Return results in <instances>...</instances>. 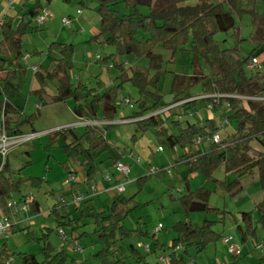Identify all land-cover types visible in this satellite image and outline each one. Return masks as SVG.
<instances>
[{"label": "rangeland", "instance_id": "1", "mask_svg": "<svg viewBox=\"0 0 264 264\" xmlns=\"http://www.w3.org/2000/svg\"><path fill=\"white\" fill-rule=\"evenodd\" d=\"M172 0H153L152 6H138L137 13L148 16L151 9L160 5H166ZM212 3L226 2V0H209ZM198 0H185L180 6L195 5ZM236 10L232 11L235 19L234 30L227 34L218 33L215 41L221 49L237 48L246 56L255 49H259L255 43L256 26L253 25L252 13L262 14L264 0H234ZM99 0H52L47 10L51 16L44 24H36L35 19L32 27L27 29L21 38V54L29 55L27 62H22L25 71L17 70L13 80L19 92L14 97V105L21 110L22 120L36 115L31 124L23 122L20 130L24 134H37L31 140L11 147L8 151L7 160L10 166V177L14 182L21 180L20 193L14 192L15 198L31 196V200L38 203V211L34 212L32 201L28 203V210L12 219L13 223L19 222L12 227L10 236L1 244L6 243L9 253L12 254L14 264H20L19 254L34 255L39 263L45 259L41 252L44 242L41 240L45 234V240L53 247L54 253L63 251L66 256L64 264H101L102 258L97 253L107 251L106 244L94 233V218L87 215L88 207L95 212H103L116 197L114 193L106 192L95 195L91 201L78 206L71 204L72 196L84 194L87 187L97 184L99 189L105 186L100 174L86 183V167L81 158L71 157L66 150L71 138L66 140L61 137L53 141L52 133L67 127H72L77 136L84 133L85 127L80 125V119L73 114V102L71 100L51 103L49 100L57 92V82L47 81L45 86V104L32 92L40 88L37 76L31 67H37L41 75L51 72L62 58L57 44L71 45V63L69 70L71 83L75 84L79 79L89 88H98L101 84L104 88L118 86L116 98L117 111L111 126L104 130V136L108 143L123 153V163L130 169L125 178L114 172L111 175L113 184L118 181L125 183V189L120 198H133L131 210L123 220V227L129 232L128 236L120 238L116 232V249L120 250L119 256L124 264H137L136 252L144 258L146 263H156L157 258L168 259L172 253L170 245L175 238L172 226L180 221H189L194 226H200L203 221H212V230L220 235V238L210 241L204 250L198 252L194 246L188 247L187 252L183 248L175 250L177 257H182L186 264H264L261 258L264 256V246L259 250V244L264 245V224L256 211V206L264 202V188L261 186L257 172L244 177L240 182V189L229 191L228 186L234 181L235 176L225 172L224 164H219L210 177L201 170L190 172L189 166L180 162L179 157L183 153L182 148L176 147L172 151L165 142L164 136L157 134L153 128L140 131L137 123L129 119L134 112L139 110L137 101L141 97L136 87L130 82H121L118 78L120 71L109 68L97 62V56L105 58L114 55L110 64H125L124 71L130 76V67L149 66V60L145 57L137 58L133 54L117 56L116 48L97 41L94 37L99 33L100 18L97 13ZM227 5V3H224ZM32 6V1L0 0V25L2 21L11 22L16 29L21 22L22 15ZM117 12V16L129 15L134 9L129 7L124 0L110 6ZM228 9V5L226 6ZM79 12V14H77ZM63 19L71 20V27L62 24ZM235 33H238L239 42ZM140 37L149 36L147 32L140 30ZM190 45L183 50L172 52L164 49L161 45L154 48V53L162 57V73L159 82V93L162 102L168 104L172 101L171 83L174 75H191V55L188 51ZM257 60L264 70V50H259ZM201 67L206 73L205 66ZM251 74V72H247ZM151 90V89H150ZM200 86L192 88L191 93L200 94ZM122 99L129 102L126 104ZM146 103V101L144 100ZM150 103V102H149ZM200 109L194 112L195 117L185 115L181 106H176L173 112L177 113L179 121L184 126L186 121L195 123L198 119L202 122L213 120L219 128L217 134L224 139L233 136L237 132V123L228 121L230 109L217 107L205 109L199 104ZM167 116V115H166ZM12 117L18 119L17 115ZM223 119L227 120L225 126H221ZM173 120L164 123L168 134L177 135L179 128L172 123ZM52 136V137H51ZM211 144L202 143L196 147L199 154L211 151ZM253 150L264 152V148L257 142L252 141ZM158 148H162L161 151ZM190 149L185 148V152ZM139 161L137 163L136 161ZM156 172L149 175L150 168ZM171 170V175L166 169ZM99 168L98 172L99 173ZM74 173L77 184L67 187L65 181L69 174ZM110 173V171H109ZM41 179L39 187L31 185V179ZM186 183L188 186H186ZM191 191L203 188L209 192L208 204L214 209L210 212H194L188 216L180 205L179 197L186 193V188ZM65 198L66 204L61 205V199ZM63 206V207H61ZM79 207L84 211L80 216L76 210ZM57 208V209H56ZM242 213H251L254 233H246L243 240L238 229L245 231L242 221ZM0 215L2 213L0 212ZM66 216L75 228L64 226L67 241L63 242L57 236L59 222ZM22 221V222H20ZM161 225V230L154 237V230ZM231 237L234 242L240 244L241 254L238 258L232 257L227 252V245L223 238ZM156 242L158 246H156ZM150 251L145 250V246ZM80 246L79 253L75 247ZM136 252H133L131 248ZM109 260L112 255L108 252ZM158 263V262H157Z\"/></svg>", "mask_w": 264, "mask_h": 264}, {"label": "trees", "instance_id": "2", "mask_svg": "<svg viewBox=\"0 0 264 264\" xmlns=\"http://www.w3.org/2000/svg\"><path fill=\"white\" fill-rule=\"evenodd\" d=\"M30 1V0H22ZM32 6L23 13L21 22L16 29H13L11 22L2 21L0 25V121L3 118V125L6 135L9 137L21 136L24 133L20 130L23 122L32 123L36 115H32L22 120V112L14 105V97L19 92L13 80L17 70L25 71L22 66L21 38L27 29L32 27L33 20L47 9L52 0H31ZM66 1V0H65ZM100 5L97 13L100 18L99 33L94 37L97 41L104 39V44L114 46L117 56L133 54L137 58L145 57L149 60V66L130 67V76L124 71L125 64L113 63L114 55L100 58L97 62L104 66L116 67L120 71L118 78L121 82H130L137 88L141 97L137 101L139 110L134 112L129 118L136 120L140 131H147L150 128L156 130L157 134L164 136L165 142L174 151L176 147L182 148L183 153L179 157L182 162L189 166L190 172L201 170L207 177H210L214 169L219 164H224L226 173H233L234 181L228 186L229 191L239 190L241 180L254 171L257 172L258 180L264 188V152L253 150L251 142H257L264 148V103L253 101H237L234 99H221L218 104L212 99H195L181 105L186 116L195 117L194 112L200 109L202 104L206 109L208 103H213V109L229 103L230 116L228 121L235 120L237 132L235 135L222 139L219 145H212L211 151L199 154L191 148L197 137H206L216 134L219 129L213 120L196 121L190 123L186 121L182 126L177 113L170 109L164 113L155 114L164 108L176 103L199 97L201 95H240L245 97L260 96L264 93V78L259 73H247L245 64L254 57H258L259 50H264V8L262 14L252 13L253 25L256 26L254 41L259 49H255L246 56L241 54L237 48L221 49L215 41L218 33L227 34L234 30L235 19L232 11L236 10L234 0L220 1L212 3L209 0H198L192 6H180L185 0H172L166 5H160L151 9L148 16H141L137 13L138 6H152L153 0H124L129 7L133 8V13L129 15L117 16V12L110 8L119 0H99ZM228 9L226 8L227 5ZM147 32L149 36L140 37L139 31ZM238 39V33H235ZM190 45L191 75H174L171 83L172 101L168 104L162 102L159 93V82L162 73V57L154 53V48L161 45L164 49L176 52L183 50L186 45ZM62 58L58 60L57 66L51 72H46L43 76L39 70L35 73L40 88L32 93L40 100L41 105L45 104V86L47 81L57 82L56 94L49 100L51 103H59L71 100L73 102V114L78 119L85 120H106L113 121L116 114V98L119 88L112 86L104 88L101 84L96 88H89L80 80L75 84L71 83L69 70L72 68L71 53L72 46L57 44ZM203 62L206 73L201 67ZM200 86V94L194 95L191 90L195 86ZM151 89V90H150ZM146 101V103L144 102ZM150 102V103H149ZM155 114V115H153ZM12 115H17L15 120ZM167 115V116H166ZM173 120L172 123L179 128L177 135L168 134L164 123ZM105 127H85L84 133L77 136L72 127H67L52 133L53 141L61 137L64 140L69 136L70 144L66 150L71 157L81 158L86 167L87 180L93 179L98 173V167L105 162L110 164L121 161L122 153L112 147L104 136ZM189 148L185 152V148ZM1 167V164H0ZM41 179H31V185L39 187ZM21 180L14 182L10 177V166L6 158L3 167L0 169V208L5 205V198L9 193H20ZM186 186L187 183H186ZM22 197H26L23 196ZM209 192L203 188L191 191L186 188V193L179 197V202L186 215L194 212H210L214 209L208 204ZM88 199L83 203H87ZM133 198L125 199L116 196L112 203L101 213L95 212L88 207L87 215L94 218V233L102 240L107 251L97 253V257L102 258L101 264H124L119 256L120 250L116 249V232L120 238L128 236V231L122 223L127 213L132 209ZM34 212L38 211V203L32 200ZM63 207V206H61ZM57 209V208H56ZM80 216L84 215L79 207H76ZM256 211L264 224V202L256 206ZM241 218L245 224L243 232L238 227L242 239L246 233L253 234L251 213H242ZM59 222V228L64 230V226L74 227L71 221L64 216ZM212 221L205 220L200 226H194L189 221H180L172 226L175 238L172 240L167 264H186L182 257L175 255L178 245L187 252L188 247L194 246L198 252L205 249L210 241L220 238L212 228ZM41 252L45 255L42 263H39L34 255L19 254L20 264H64L66 256L63 251L54 253L53 247L45 238ZM154 237V234L151 236ZM156 246L158 243L156 242ZM133 252L135 249L131 248ZM108 252L112 255V260L108 258ZM9 253L7 244L0 245V264H5L6 260L13 259ZM264 262V256L261 258ZM14 261V260H13ZM137 264L146 263L144 258L136 252ZM160 264V263H153ZM194 264V263H192Z\"/></svg>", "mask_w": 264, "mask_h": 264}, {"label": "built area", "instance_id": "3", "mask_svg": "<svg viewBox=\"0 0 264 264\" xmlns=\"http://www.w3.org/2000/svg\"><path fill=\"white\" fill-rule=\"evenodd\" d=\"M77 14H79V12H77ZM49 15L51 16V13L46 8L43 9L35 20L36 24H38V25L44 24L45 21L47 20V18L49 17ZM62 24L64 26L71 27V20L63 19ZM28 58H29V55H23L22 56V62L26 63ZM96 58H97L96 59L97 61L100 59V57H98V56ZM109 68H112V67L109 66ZM244 68L247 72L259 73L264 78V70L261 68L256 57L249 60L245 64ZM31 70L34 73H36L38 71V68L37 67H31ZM208 98L212 99L213 102L216 104H218L221 99H234L237 101H253V102L264 103V93L260 96H254V97H245V96H240V95H223V94L201 95L199 97L191 98V99L176 103L172 106L164 108L163 110H161L155 114L164 113L170 109L176 108V106H181L182 104H184L188 101H192L195 99H208ZM122 102L129 104V102L124 100V99H122ZM223 107L229 108L230 107L229 103L227 101H225L223 103ZM206 109H209V110L213 109V103H208L206 106ZM155 114H153V115H155ZM80 120L81 121L79 124L83 125L84 127L101 128V127L112 125L111 124L112 121L109 122V121H106L103 119L95 120V121L85 120V119H80ZM132 121L135 122L136 120H132ZM226 123H227V120L223 119L221 126L222 127L225 126ZM36 136H37V134L32 133V134H23L21 136L9 137L5 133L4 125H3V118H1V121H0V164H1V167H0V169L3 167L4 162H5L7 155H8V151L11 147L25 143V142L31 140L32 138H34ZM204 142L209 143L211 145H219L221 143V138L219 137V135L217 133L213 134L211 136L197 137L195 139L194 144H193L191 149L193 151H197L196 147L200 146ZM158 150L161 151L162 148H158ZM136 162L139 163L138 160ZM112 168H114V170L117 174L122 175L125 178L128 177L129 172H130L129 167L120 161L113 163ZM155 172H156V169L154 167H152L149 170V175H153ZM166 173L168 175H171V170L167 168ZM98 174H100L102 180L107 184V186L104 187L103 189H99V187L97 186L96 183L89 185L84 194L72 196V200H71L72 205L78 206V205L82 204L84 201L93 198L97 194L111 192V193H114L115 196H118L124 192L126 184L119 182V181L116 184H113V179H112L111 174L109 173L108 169H103L102 171H99ZM87 182H88V180H86V183ZM74 184H77L76 175L74 173H70L68 179L65 181V185L70 188ZM31 201H32L31 196H26L25 198L20 196L17 199L15 198L14 193H9L6 196L5 205L0 208V212L2 213V215H0V239L6 240L10 236L12 227L15 224L19 223V222L13 223L12 219L17 217L19 214L26 213L28 210V203H30ZM63 204L64 205L66 204L65 198L61 199V205H63ZM161 228H162L161 225H159L154 230V235L157 232H159L161 230ZM57 236L63 242L67 241L66 233L62 228L57 229ZM223 242L227 245V252L232 257L238 258L240 256V254H241L240 244L234 242L231 237L223 238ZM263 246H264L263 244H259L257 246V248H259V250H262ZM179 248H181V245H178L176 247V249H179ZM75 250L78 251L79 253L82 252V249L80 246L75 247ZM145 250L150 251V247L148 245H146ZM168 261H169V258L165 259L163 256L157 258V262L160 264H167ZM5 264H14V261H13V259L10 258V259L6 260Z\"/></svg>", "mask_w": 264, "mask_h": 264}, {"label": "crops", "instance_id": "4", "mask_svg": "<svg viewBox=\"0 0 264 264\" xmlns=\"http://www.w3.org/2000/svg\"><path fill=\"white\" fill-rule=\"evenodd\" d=\"M77 80H79V79H77ZM198 121H201L200 119H198ZM75 130V129H74ZM34 133V132H33ZM175 150V149H174ZM122 159H123V153H122ZM122 159H121V161L120 162H122L123 163V161H122ZM99 170L100 171H102L103 169H108V171H110V174L112 175L114 172H113V169H112V164H110V163H108V162H105V163H103L102 165H100L99 167ZM113 172V173H112ZM105 183V182H104ZM105 186H107V184L105 183ZM92 199V198H91ZM22 222V221H21ZM0 245H1V242H0Z\"/></svg>", "mask_w": 264, "mask_h": 264}]
</instances>
